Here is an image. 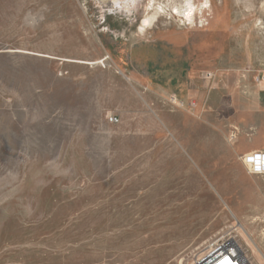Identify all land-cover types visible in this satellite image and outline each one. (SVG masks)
Here are the masks:
<instances>
[{
	"label": "rangeland",
	"instance_id": "374dc122",
	"mask_svg": "<svg viewBox=\"0 0 264 264\" xmlns=\"http://www.w3.org/2000/svg\"><path fill=\"white\" fill-rule=\"evenodd\" d=\"M109 5L0 0V264H264V0Z\"/></svg>",
	"mask_w": 264,
	"mask_h": 264
},
{
	"label": "built area",
	"instance_id": "2783aa9c",
	"mask_svg": "<svg viewBox=\"0 0 264 264\" xmlns=\"http://www.w3.org/2000/svg\"><path fill=\"white\" fill-rule=\"evenodd\" d=\"M205 78L209 81L214 80L215 74L213 72L206 73ZM254 78L256 87H258L261 92H264V74H259ZM178 104L182 105L183 103L181 102ZM193 106H196L195 103H193ZM111 122L118 121L117 119L112 118ZM235 138L236 135L234 132L232 133L231 139ZM241 161L249 175L264 176V151H254L245 154L241 157ZM223 255H226V258L221 260L218 264H220L226 259H229L232 264H248L247 260L243 257L237 245L232 243L227 246L225 243H223V239H217L213 241L206 248L204 260L200 264H213L214 262L219 260Z\"/></svg>",
	"mask_w": 264,
	"mask_h": 264
},
{
	"label": "bare ground",
	"instance_id": "6f19581e",
	"mask_svg": "<svg viewBox=\"0 0 264 264\" xmlns=\"http://www.w3.org/2000/svg\"><path fill=\"white\" fill-rule=\"evenodd\" d=\"M113 1V3L110 1V0H103V3H107V4H110L109 6H108V8H112V7H120L119 9H128V10H130L131 9V7H130V4L131 3H135V1L136 0H112ZM124 1L126 2V6L125 5H123V3H124ZM155 0H153V2H154ZM121 3V4H120ZM130 8V9H129ZM159 14V11H154V13L151 15V16H149V17H146V20L144 21V25H143V27H142V29H145L147 26H150L152 23H153V21H155V19H156V17H157V15ZM192 14H194V9L192 8V6H190V9H189V11H188V14H187V18L189 19V21L191 20V17H192ZM238 246V245H237ZM205 256V255H204ZM204 256H203V254H202V256H201V258L199 259V261H203L204 260ZM224 258H226V255H223L219 260H217L216 262H214L213 264H218L221 260H223ZM220 264H232L231 262H230V260L229 259H226V260H224L223 262H221Z\"/></svg>",
	"mask_w": 264,
	"mask_h": 264
},
{
	"label": "crops",
	"instance_id": "0c3cea01",
	"mask_svg": "<svg viewBox=\"0 0 264 264\" xmlns=\"http://www.w3.org/2000/svg\"><path fill=\"white\" fill-rule=\"evenodd\" d=\"M261 151V148L256 145V143L252 140L246 141L244 138L239 140L237 145L235 146V153L237 156H243L245 154Z\"/></svg>",
	"mask_w": 264,
	"mask_h": 264
}]
</instances>
